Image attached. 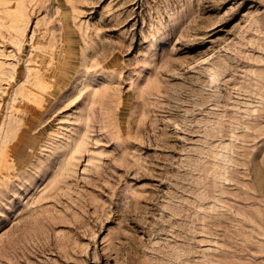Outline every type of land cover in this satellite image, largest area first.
Listing matches in <instances>:
<instances>
[{
  "label": "rangeland",
  "instance_id": "obj_1",
  "mask_svg": "<svg viewBox=\"0 0 264 264\" xmlns=\"http://www.w3.org/2000/svg\"><path fill=\"white\" fill-rule=\"evenodd\" d=\"M0 264H264V0H0Z\"/></svg>",
  "mask_w": 264,
  "mask_h": 264
}]
</instances>
